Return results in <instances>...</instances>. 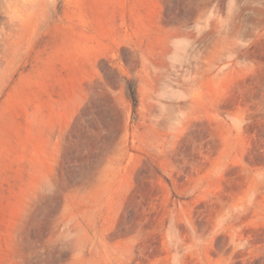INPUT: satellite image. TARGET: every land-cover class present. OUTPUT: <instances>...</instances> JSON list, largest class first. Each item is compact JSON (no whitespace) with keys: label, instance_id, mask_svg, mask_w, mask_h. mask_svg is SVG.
<instances>
[{"label":"rangeland","instance_id":"374dc122","mask_svg":"<svg viewBox=\"0 0 264 264\" xmlns=\"http://www.w3.org/2000/svg\"><path fill=\"white\" fill-rule=\"evenodd\" d=\"M0 264H264V0H0Z\"/></svg>","mask_w":264,"mask_h":264},{"label":"trees","instance_id":"16d2710c","mask_svg":"<svg viewBox=\"0 0 264 264\" xmlns=\"http://www.w3.org/2000/svg\"><path fill=\"white\" fill-rule=\"evenodd\" d=\"M125 90H126V95L130 100L134 111L137 107V92H136V86L134 80L126 81Z\"/></svg>","mask_w":264,"mask_h":264}]
</instances>
